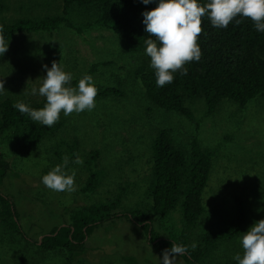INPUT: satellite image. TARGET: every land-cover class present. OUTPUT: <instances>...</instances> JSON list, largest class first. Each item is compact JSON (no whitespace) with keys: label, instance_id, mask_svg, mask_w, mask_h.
<instances>
[{"label":"rangeland","instance_id":"obj_1","mask_svg":"<svg viewBox=\"0 0 264 264\" xmlns=\"http://www.w3.org/2000/svg\"><path fill=\"white\" fill-rule=\"evenodd\" d=\"M140 19L146 11L141 0ZM17 0L11 2L8 14H16ZM148 57L145 51L141 54ZM140 56L123 49L121 38L111 29L93 27L77 33L62 26L52 32L19 33L8 41V51L0 55L2 95L12 96L26 105L43 98L31 94L46 75L43 65L58 62L73 78L88 74L94 84L118 86L123 82L124 95L95 100L92 111L73 112L66 116L62 132L76 135L83 160L90 149L100 150V164L107 177L93 194H82L86 178L83 164H75L77 190L72 193L50 190L42 183L47 174L49 142H43L26 156L14 154L8 145L0 143V152L10 163V170L1 190L14 201L19 223L28 239L0 224V264H64L65 253L43 250L34 241L53 226L69 220V209L113 195L120 184L129 181L125 207L150 204L145 194L149 172V142L155 128L166 127L178 140L196 137L201 146L216 147L209 178L202 194L204 212L192 238L204 229L219 223L233 210L234 198L244 202L247 223L244 233L256 221L264 218V98L256 96L243 107L222 100L212 114L205 113L202 99L193 101V120L176 112L145 110L143 88L132 70ZM236 245L221 244L216 260L224 261L242 254ZM87 248L73 264H160L162 253L148 243L141 229L124 219L105 223L86 238ZM133 257L134 260H129ZM176 264H185L177 256Z\"/></svg>","mask_w":264,"mask_h":264},{"label":"trees","instance_id":"obj_2","mask_svg":"<svg viewBox=\"0 0 264 264\" xmlns=\"http://www.w3.org/2000/svg\"><path fill=\"white\" fill-rule=\"evenodd\" d=\"M13 0H0V25L5 40L19 33L52 32L62 26L77 33L93 27L114 31L122 40L123 49L140 56L131 74L138 78L148 112H176L193 120L191 106L202 99L205 113L212 114L221 101L228 99L240 107L259 96L264 98V32L255 30L246 18L240 24L232 21L226 28L212 26L207 16L202 18L203 32L198 38L202 56L198 62L185 65L187 74L174 73V80L157 87L155 70L150 67V57H143L144 40L149 37L140 19L137 0H17L16 14H8ZM208 0H198L201 5ZM158 0L145 5L146 11L157 6ZM80 78H73L75 87ZM118 86H101L96 83L95 100L117 98L124 95L123 82ZM17 100L0 94V143L8 145L19 156H26L43 142H49V172L69 157L68 170L75 165L74 154L80 152L76 135L62 132L66 122L63 112L50 128L34 122L27 114L13 107ZM46 98L31 102L29 107L39 109ZM216 147L201 146L196 137L187 141L176 139L166 127L155 128L149 142V172L146 196L150 204L125 207L122 202L129 194V181L120 184L116 192L105 199L82 204L69 209V220L53 226L34 243L43 250L65 253L64 264H73L87 248L86 238L105 223L117 220L135 223L157 252L171 247L172 243L188 246V253L179 256L185 264H238L233 258L216 260L221 244L236 245V238L247 223L244 202L234 198L233 210L219 223L202 230L196 241L193 231L204 212L202 194L206 187ZM100 150L90 149L83 158L86 178L80 188L82 194H93L107 177L100 164ZM10 163L0 152V224L11 232L28 239L19 223L13 199L1 190ZM264 195V183L262 184ZM264 219V218H263ZM195 242L193 250L190 245ZM129 260H134L129 257Z\"/></svg>","mask_w":264,"mask_h":264},{"label":"clouds","instance_id":"obj_3","mask_svg":"<svg viewBox=\"0 0 264 264\" xmlns=\"http://www.w3.org/2000/svg\"><path fill=\"white\" fill-rule=\"evenodd\" d=\"M145 5L153 0H141ZM145 31L149 37L144 40L145 53L150 57V67L155 70L157 87H164L174 80V73L187 74L186 64L198 62L202 56L198 38L203 32L202 18L207 16L212 26L226 28L232 21L238 25L242 21L237 17L249 19L255 30L264 32V0H208L201 5L198 0H158L157 6L142 13ZM3 26L0 25V55L8 51ZM46 75L40 80V86L31 89V94L46 98V103L34 109L22 101L13 107L21 114H27L32 121L39 122L47 128L52 127L63 112L69 116L73 112L92 111L98 90L91 75H83L75 87L71 86L73 76L55 60L51 67L43 65ZM4 81L0 80V93L4 92ZM75 164H83L78 153L74 154ZM69 157L65 155L62 163L55 165L43 175L42 183L50 190L72 193L77 190L75 170L70 174L65 171ZM239 241L242 254L237 253L233 259L238 264H264V219L254 222L246 232L240 233ZM194 250L197 245L193 242ZM188 253V246L172 243L163 250L160 264H176V257Z\"/></svg>","mask_w":264,"mask_h":264},{"label":"water","instance_id":"obj_4","mask_svg":"<svg viewBox=\"0 0 264 264\" xmlns=\"http://www.w3.org/2000/svg\"><path fill=\"white\" fill-rule=\"evenodd\" d=\"M41 238V237H40Z\"/></svg>","mask_w":264,"mask_h":264}]
</instances>
